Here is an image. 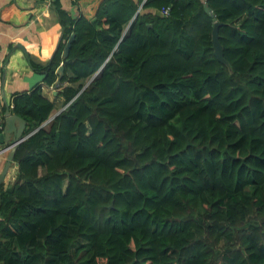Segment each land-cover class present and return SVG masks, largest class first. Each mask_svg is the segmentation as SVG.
Returning <instances> with one entry per match:
<instances>
[{
    "label": "trees",
    "instance_id": "16d2710c",
    "mask_svg": "<svg viewBox=\"0 0 264 264\" xmlns=\"http://www.w3.org/2000/svg\"><path fill=\"white\" fill-rule=\"evenodd\" d=\"M88 4L30 62L64 108L12 96L0 264H264V0Z\"/></svg>",
    "mask_w": 264,
    "mask_h": 264
},
{
    "label": "crops",
    "instance_id": "0c3cea01",
    "mask_svg": "<svg viewBox=\"0 0 264 264\" xmlns=\"http://www.w3.org/2000/svg\"><path fill=\"white\" fill-rule=\"evenodd\" d=\"M90 0H0V125L6 110L11 111L12 96L40 84V93L53 106L50 116L62 108L63 97L55 85H45L42 74L30 62L41 65L50 60L61 37L55 7L70 16L85 13ZM4 144H0L2 147ZM7 152L0 154V169Z\"/></svg>",
    "mask_w": 264,
    "mask_h": 264
},
{
    "label": "water",
    "instance_id": "95a60500",
    "mask_svg": "<svg viewBox=\"0 0 264 264\" xmlns=\"http://www.w3.org/2000/svg\"><path fill=\"white\" fill-rule=\"evenodd\" d=\"M217 25H218L217 23H214L212 26V30L210 33V41L212 43V48H213L214 53L217 54V56L219 57L221 55L220 53L221 48L217 41V32H216ZM72 38L73 36L70 35L64 44V47L61 53V58L63 59H65L67 56L69 44ZM58 42L56 44V47L58 45ZM219 59H221V57H219ZM55 72L58 74L57 79H59V77L63 73L62 62L58 64ZM65 105H63L62 108H64ZM62 108H60V110ZM52 116H50L47 120H49ZM24 125H25V121L23 118L19 117L18 115L14 114L11 111H8V110L5 111L4 116H3V125L0 131V144H9L10 148L4 157V161L0 169V181H2L8 167L10 166L13 160V155H14L16 144L19 143L21 140H23L27 135L23 133Z\"/></svg>",
    "mask_w": 264,
    "mask_h": 264
},
{
    "label": "built area",
    "instance_id": "2783aa9c",
    "mask_svg": "<svg viewBox=\"0 0 264 264\" xmlns=\"http://www.w3.org/2000/svg\"><path fill=\"white\" fill-rule=\"evenodd\" d=\"M68 1L75 3L77 0H68ZM167 11H168V7H166V6H162L158 10L159 14H162V15L167 14ZM1 129H2V126L0 125V131H1ZM9 148H10L9 144H4L2 147L0 146V154L3 152H7L9 150Z\"/></svg>",
    "mask_w": 264,
    "mask_h": 264
},
{
    "label": "rangeland",
    "instance_id": "374dc122",
    "mask_svg": "<svg viewBox=\"0 0 264 264\" xmlns=\"http://www.w3.org/2000/svg\"><path fill=\"white\" fill-rule=\"evenodd\" d=\"M47 122H48V120H46V121L43 123V125H46ZM10 170H11V169H10ZM7 179H8V181L10 180L9 175H8V176L6 175L5 181H7ZM71 248H73V246H72Z\"/></svg>",
    "mask_w": 264,
    "mask_h": 264
}]
</instances>
